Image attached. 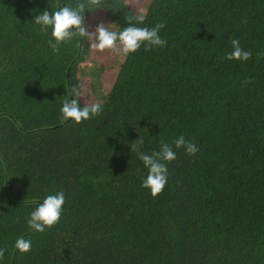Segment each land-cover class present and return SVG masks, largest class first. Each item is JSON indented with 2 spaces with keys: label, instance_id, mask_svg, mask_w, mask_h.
<instances>
[{
  "label": "trees",
  "instance_id": "obj_1",
  "mask_svg": "<svg viewBox=\"0 0 264 264\" xmlns=\"http://www.w3.org/2000/svg\"><path fill=\"white\" fill-rule=\"evenodd\" d=\"M76 3L0 0V264H264V0H103L86 9L90 33L101 22L117 32L164 24L166 46L117 52L108 85L100 63L83 64L88 53L100 60L90 37L55 52L51 27L33 21ZM234 38L251 59L225 58ZM72 86L81 106L102 105L100 115L61 120ZM181 135L198 146L194 156L175 148ZM162 140L176 159L164 161L167 184L153 197L139 153ZM61 190L60 221L30 228L38 203ZM18 237L31 251L15 248Z\"/></svg>",
  "mask_w": 264,
  "mask_h": 264
},
{
  "label": "clouds",
  "instance_id": "obj_2",
  "mask_svg": "<svg viewBox=\"0 0 264 264\" xmlns=\"http://www.w3.org/2000/svg\"><path fill=\"white\" fill-rule=\"evenodd\" d=\"M103 0H77L75 6L64 5L58 6V10L49 12L44 10L34 17V23L41 26L42 31H46L51 27V35L54 43L50 40L49 45L53 51H59V45L66 41H71L74 37H95V42L91 45L93 49L104 51L111 49L115 52H122L127 55L135 53L142 44L146 46H166L167 41L159 35V30L164 27L163 23H158L154 27H138L130 24L123 28L122 31L110 30L104 22L96 25L95 31L90 33L85 23V10L92 11L102 4ZM145 16L143 12L138 16V22L142 23ZM232 51L226 54L228 60H249L252 53L242 49L238 39L231 40ZM247 83V81H246ZM73 96L74 98H70ZM81 91L77 86H72L62 99V107L60 108L61 120L67 122L69 120L81 123L82 121L91 119L100 115L102 105L99 102L85 104L80 103ZM138 144H143V138L137 139ZM175 148L183 147L187 154L195 155L199 149L198 146L186 140L183 135L173 141ZM133 147H136L134 145ZM139 159L148 169L147 177L142 182V187L149 189L153 197L160 195L166 184L168 177V168L164 161L171 162L176 159V153L172 145L161 141L160 150L152 154L139 153ZM65 204L64 192L58 191L50 194L43 199L42 203H38L37 207L30 213L27 223L30 228L43 232L45 227H52L60 221L63 205ZM15 248L21 253L31 251V241L24 237H18L15 241ZM6 248H0V260L4 258Z\"/></svg>",
  "mask_w": 264,
  "mask_h": 264
},
{
  "label": "rangeland",
  "instance_id": "obj_3",
  "mask_svg": "<svg viewBox=\"0 0 264 264\" xmlns=\"http://www.w3.org/2000/svg\"><path fill=\"white\" fill-rule=\"evenodd\" d=\"M137 6V5H136ZM137 9H139V10H141V11H144L145 10V8H144V6H137ZM92 18H94V17H91V19ZM88 23L89 24H92L93 22L90 20V19H88ZM99 24V23H98ZM94 31H95V29H94ZM93 31V32H94ZM92 33V32H91ZM91 39V42H92V44L95 42V37L93 36V37H91L90 38ZM91 44V45H92ZM94 50V49H93ZM105 52V53H104ZM100 55H99V57H100V60H97V62H94V60L92 59V58H88V56H89V53L87 54V59L85 60V61H83V64H86V65H94L95 63H96V65H102V67H103V72H104V74H107V77L108 78H102V84L104 85H108L111 81V78L113 77V74H112V63H113V61H114V56L115 55H117V52H115V51H113V50H111V51H109V50H104V51H99L98 52ZM100 63V64H99ZM91 86V83L90 82H88L87 84H86V86H85V88L87 89V88H89ZM91 94V96H93L94 95V93H90ZM87 97V96H86ZM89 98H91L90 96H88Z\"/></svg>",
  "mask_w": 264,
  "mask_h": 264
}]
</instances>
